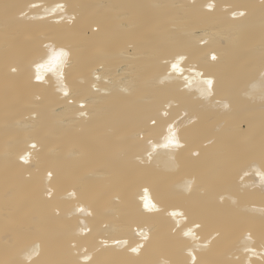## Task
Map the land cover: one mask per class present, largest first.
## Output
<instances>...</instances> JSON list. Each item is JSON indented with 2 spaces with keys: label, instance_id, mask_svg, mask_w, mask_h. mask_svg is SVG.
<instances>
[{
  "label": "bare ground",
  "instance_id": "obj_1",
  "mask_svg": "<svg viewBox=\"0 0 264 264\" xmlns=\"http://www.w3.org/2000/svg\"><path fill=\"white\" fill-rule=\"evenodd\" d=\"M0 264H264V0H0Z\"/></svg>",
  "mask_w": 264,
  "mask_h": 264
},
{
  "label": "snow or ice",
  "instance_id": "obj_2",
  "mask_svg": "<svg viewBox=\"0 0 264 264\" xmlns=\"http://www.w3.org/2000/svg\"><path fill=\"white\" fill-rule=\"evenodd\" d=\"M213 59H215V57H213ZM173 68H174V69L176 68V65H175V64H173ZM37 79H40V78L37 77ZM207 83H208V85L211 87V85H212V81H211V80H208ZM169 143H173V141H169ZM146 207H147V205H146ZM133 251H135V249H134Z\"/></svg>",
  "mask_w": 264,
  "mask_h": 264
}]
</instances>
